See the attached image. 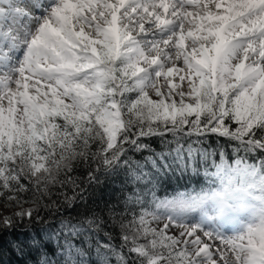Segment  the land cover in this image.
<instances>
[{
	"label": "snow or ice",
	"instance_id": "obj_1",
	"mask_svg": "<svg viewBox=\"0 0 264 264\" xmlns=\"http://www.w3.org/2000/svg\"><path fill=\"white\" fill-rule=\"evenodd\" d=\"M81 164L123 176L118 244L63 215ZM0 201L29 264H264V0H0Z\"/></svg>",
	"mask_w": 264,
	"mask_h": 264
},
{
	"label": "trees",
	"instance_id": "obj_2",
	"mask_svg": "<svg viewBox=\"0 0 264 264\" xmlns=\"http://www.w3.org/2000/svg\"><path fill=\"white\" fill-rule=\"evenodd\" d=\"M153 147L157 150L160 149V142L158 139H153L151 141ZM214 143V141H213ZM139 158V157H137ZM89 167L81 164L76 168V171L72 174L74 177L78 178V183L80 184V189L84 191V196L86 200L84 202L77 201L75 207L71 210H68L66 207L63 210L64 216L79 217L87 215L92 211L99 213L105 223L102 226L104 231H109L116 237L115 243H119V228L114 226L109 220L108 215V206L109 205H118L122 200L124 192L126 189L123 188V176L112 177L105 176L101 173H97L99 182L94 184H89L87 181V176L89 172ZM204 184V178L199 177H173L171 180H168L163 185L162 190L158 193L163 196L165 194H171L177 190H185L191 187H200ZM65 191L69 196L73 195V187L69 185ZM55 198V197H54ZM3 202V201H0ZM29 207V206H28ZM39 215L44 217L45 220H56L57 222L61 218L60 216H51L47 211L42 210ZM45 225L41 223H33L31 225L22 224L19 225L17 229L12 230L11 232L5 230L2 235H0V264H29V261L35 259V253L25 256L23 258L18 257L10 248L9 241L15 239H24L27 232L34 231L40 233L42 228ZM55 227V224L52 225ZM87 237H81L76 242L77 244H83L84 240ZM95 239L103 241L105 238L102 233L99 236L93 237V245L95 244ZM94 253L90 251L88 257L90 264H96ZM114 264V262H113Z\"/></svg>",
	"mask_w": 264,
	"mask_h": 264
},
{
	"label": "rangeland",
	"instance_id": "obj_3",
	"mask_svg": "<svg viewBox=\"0 0 264 264\" xmlns=\"http://www.w3.org/2000/svg\"><path fill=\"white\" fill-rule=\"evenodd\" d=\"M29 205H25L28 207ZM18 209L15 206L9 207L6 203L0 202V215H10Z\"/></svg>",
	"mask_w": 264,
	"mask_h": 264
}]
</instances>
